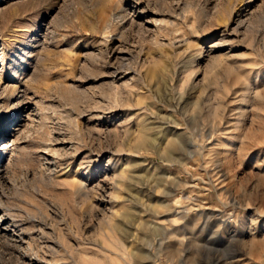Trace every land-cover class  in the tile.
Here are the masks:
<instances>
[{
    "label": "rangeland",
    "instance_id": "rangeland-1",
    "mask_svg": "<svg viewBox=\"0 0 264 264\" xmlns=\"http://www.w3.org/2000/svg\"><path fill=\"white\" fill-rule=\"evenodd\" d=\"M117 222L264 264V0H0V264H130Z\"/></svg>",
    "mask_w": 264,
    "mask_h": 264
},
{
    "label": "bare ground",
    "instance_id": "bare-ground-1",
    "mask_svg": "<svg viewBox=\"0 0 264 264\" xmlns=\"http://www.w3.org/2000/svg\"><path fill=\"white\" fill-rule=\"evenodd\" d=\"M150 122V121H149ZM147 125H144V128L141 131V134L138 138V142L137 145L132 149L136 154L144 151V150H148L147 148H154V149H158V150H162L164 149L163 147H165L164 150V154L167 157L168 162L170 161V157L172 156L173 152L177 149H179L180 144L178 143V141L176 139H172L169 142H167V140L165 139H161L162 137H160V135H156V136H150L148 135L146 132L147 131H151L152 127H146ZM155 126V125H154ZM159 126V125H158ZM157 126V127H158ZM154 128V127H153ZM156 128V127H155ZM168 128V127H167ZM170 128V127H169ZM166 129V128H165ZM164 129V130H165ZM153 130V129H152ZM168 131V130H167ZM172 131V130H171ZM166 132V131H165ZM169 132V131H168ZM167 132V133H168ZM139 134V132H138ZM160 134V133H159ZM162 134V133H161ZM173 134V133H172ZM177 134V133H176ZM207 134V133H206ZM155 135V134H154ZM163 135V134H162ZM179 135V134H178ZM166 136V133H165ZM172 137V136H171ZM174 138V137H173ZM212 139V138H210ZM134 141V140H133ZM132 146V145H131ZM130 147V146H129ZM203 149V147H202ZM131 155V154H130ZM131 157V156H130ZM137 163V162H136ZM139 164V163H138ZM131 177V176H130ZM128 198V197H127ZM131 199V198H128ZM124 200V199H123ZM133 200V199H132ZM126 202V199L124 200ZM118 202V201H117ZM131 202V201H130ZM128 203V202H127ZM134 203V201H133ZM166 202H162L160 203V206L158 209V211L166 208V204H164ZM124 204V203H123ZM118 205V204H117ZM125 207V206H124ZM168 207V206H167ZM128 208V206L126 207ZM117 211V210H115ZM114 211V212H115ZM122 211V210H120ZM126 211V210H125ZM135 211V210H134ZM124 212V210H123ZM130 212H132L130 210ZM149 212V211H148ZM117 214V212H116ZM119 212H118V216H119ZM124 214V213H123ZM133 214V213H132ZM131 215V214H130ZM135 215V213H134ZM115 216V214H114ZM121 216V215H120ZM146 217V216H145ZM130 218V217H129ZM161 220V219H160ZM157 221V219H156ZM147 223V222H146ZM162 223V222H160ZM158 222V224H160ZM114 224V223H113ZM112 224V225H113ZM111 226V225H110ZM124 225L120 222H117L113 225V229L118 233L119 235V242L120 245L122 247V252L123 254L128 258V261L133 264H147V254L145 253L144 250H142L140 247H138V239L136 237V235H133L131 232H128L126 230L123 229ZM156 230V229H155ZM115 242V241H114ZM120 247V246H119ZM115 252V251H114ZM118 254V253H117ZM123 255V256H124Z\"/></svg>",
    "mask_w": 264,
    "mask_h": 264
}]
</instances>
